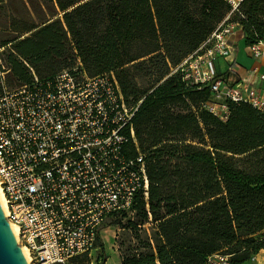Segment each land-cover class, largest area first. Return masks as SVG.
<instances>
[{"label": "trees", "instance_id": "1", "mask_svg": "<svg viewBox=\"0 0 264 264\" xmlns=\"http://www.w3.org/2000/svg\"><path fill=\"white\" fill-rule=\"evenodd\" d=\"M230 11L224 0H0L9 85L33 80L26 63L43 81L80 63L90 77L115 73L128 102L143 100L140 151L131 139L123 151L144 155L149 199L136 193L125 225V210L111 217L125 229L121 264H206L217 253L243 264L264 249V114L230 101L221 120L203 106L210 87L180 69ZM241 12L246 45L260 42L264 0ZM97 245L104 251L100 236Z\"/></svg>", "mask_w": 264, "mask_h": 264}, {"label": "built area", "instance_id": "2", "mask_svg": "<svg viewBox=\"0 0 264 264\" xmlns=\"http://www.w3.org/2000/svg\"><path fill=\"white\" fill-rule=\"evenodd\" d=\"M224 1L231 6L228 17L180 69L185 78L210 87L212 100L203 106L227 121L230 101L264 114V71L235 83L219 71L218 60L233 55L229 37L241 26L231 20L244 18L246 0ZM249 53L264 57V39L249 46ZM26 65L33 80L0 93V184L7 219L17 225L31 264H69L97 246L109 218L121 210L134 214L139 190L149 199L144 155L133 160L123 151L130 139L138 146L133 120L143 100L128 102L113 72L90 77L79 63L43 81ZM9 71L0 58L1 75ZM206 264L234 263L217 253ZM243 264H264V249Z\"/></svg>", "mask_w": 264, "mask_h": 264}, {"label": "rangeland", "instance_id": "3", "mask_svg": "<svg viewBox=\"0 0 264 264\" xmlns=\"http://www.w3.org/2000/svg\"><path fill=\"white\" fill-rule=\"evenodd\" d=\"M233 22H237L236 18H232ZM236 30V29H235ZM237 31V30H236ZM238 32V31H237ZM235 36H240L239 33H237ZM245 36L243 35L242 38ZM243 40V39H242ZM5 49H0V58L5 59ZM248 53V51H247ZM249 58V53L248 57ZM220 60V59H219ZM223 63V62H222ZM233 63V62H232ZM236 63L234 62L231 64V67H234ZM219 71L220 68H219ZM222 72V71H221ZM10 71L7 73H4V75H1L0 72V93L4 92V90H13L16 88H19L20 86H13L9 85L7 79ZM140 84L144 87H149L151 79H139ZM4 84V85H2ZM118 217H115L114 219H117ZM121 224L125 225L130 219L134 220L135 214H129L126 213V215H121L120 217ZM116 222L112 221V218H109L105 224L101 227L100 231V237L102 240V244L104 245V251L101 247V245H97L93 250L90 251L88 254L81 255V257L78 259L77 263L79 264H121V241L122 236L125 233L124 227H121ZM148 227H152L151 225H147ZM129 242V241H128ZM133 244H137L135 240H131ZM69 264H76L75 261H71Z\"/></svg>", "mask_w": 264, "mask_h": 264}, {"label": "crops", "instance_id": "4", "mask_svg": "<svg viewBox=\"0 0 264 264\" xmlns=\"http://www.w3.org/2000/svg\"><path fill=\"white\" fill-rule=\"evenodd\" d=\"M236 30L238 32L235 31V33L229 37L233 55L227 60L220 59L217 62L222 71L220 72L226 73V76L234 83L240 81L241 78H246V76L254 70H257L259 73L264 71V57L261 59L252 58L249 53V46L246 45L245 39L242 38L244 35L243 30L241 28ZM237 33H239L240 36H235ZM247 51L249 53V58H245L248 57ZM232 62L236 63L234 67L229 65V63L233 64Z\"/></svg>", "mask_w": 264, "mask_h": 264}, {"label": "water", "instance_id": "5", "mask_svg": "<svg viewBox=\"0 0 264 264\" xmlns=\"http://www.w3.org/2000/svg\"><path fill=\"white\" fill-rule=\"evenodd\" d=\"M6 216L0 198V264H31L24 248L19 246V241Z\"/></svg>", "mask_w": 264, "mask_h": 264}, {"label": "bare ground", "instance_id": "6", "mask_svg": "<svg viewBox=\"0 0 264 264\" xmlns=\"http://www.w3.org/2000/svg\"><path fill=\"white\" fill-rule=\"evenodd\" d=\"M0 198L2 199V203H3L5 214H7V202H6V198H4V194H3V191H2V188H1V184H0ZM7 216H8V214H7ZM7 216H6V218H7ZM9 224H10L12 230L14 231L16 239L19 241V230H18L17 225H15L14 223H12L10 221H9ZM19 246H21L20 245V241H19ZM21 248H24L26 256H27L29 262H31V258H30L28 249L26 247H23V246H21Z\"/></svg>", "mask_w": 264, "mask_h": 264}]
</instances>
